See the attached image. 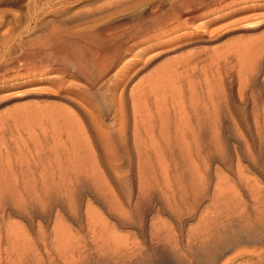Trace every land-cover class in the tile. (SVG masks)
<instances>
[{"label":"rangeland","instance_id":"obj_1","mask_svg":"<svg viewBox=\"0 0 264 264\" xmlns=\"http://www.w3.org/2000/svg\"><path fill=\"white\" fill-rule=\"evenodd\" d=\"M122 1L0 0V264H264V0ZM182 2L193 23L86 93L81 33ZM131 88L176 162L138 155Z\"/></svg>","mask_w":264,"mask_h":264},{"label":"bare ground","instance_id":"obj_2","mask_svg":"<svg viewBox=\"0 0 264 264\" xmlns=\"http://www.w3.org/2000/svg\"><path fill=\"white\" fill-rule=\"evenodd\" d=\"M134 1L135 0H127L125 2V0H124L122 2H123V4H125L127 6V4H129L130 2H134ZM187 2H189V1H187ZM117 3H120V2H117ZM185 4L186 3H183V2L179 3V4L178 3L173 4V5H171L169 10H163V9H158V10H154V11H151V10L149 11V9H148V11L143 10V11H140L141 13L139 12V14L137 16L133 17L132 19L129 18L131 20L126 21L125 23L123 22V24L120 26L119 25L118 26L115 25V27H111V26L107 27L106 26L107 28H102V29L99 28L98 30L96 28L97 31L94 29L91 31H85L81 34L78 32L77 36H78V34H80L79 37H81L83 42H84L83 50H82L81 56H80V61H78L77 59H74V58L72 59V56H71L72 60L69 59L68 65L70 66V69H72L76 74H78L79 76H81V78L84 79V82H85V88L84 89H85L86 93L89 95L96 96L100 100L103 101L105 99L106 93L110 90V81H111L110 75H112V73L115 74L116 71H118L123 66H125V63L128 60L127 58H129L128 54L132 50H134L135 48L138 49V47H140L144 43H147V42L149 43V42L155 41V40L157 41L158 38L161 37L165 33L167 35V33L168 34L172 33V31H174V30L181 29L183 26L185 27V25L193 23V21L197 17L195 15L196 10L194 8H192V9L189 8L190 9L189 12H186V13L184 12V14H180V15L178 14L180 7H184V10H187V9H185V7H186ZM107 10H112V9H102L101 8L100 10H98L97 14H103ZM136 12H138V11H136ZM182 12H183V10H182ZM130 16H132V15H130ZM182 16H183V18H181ZM51 37H52V35H51ZM52 39H54V38L52 37ZM62 42H64V41H62ZM152 44H154V43H152ZM145 49H146V47H145ZM145 49L140 48L139 50H140V52H142V50L145 51ZM148 49H149V47H148ZM62 57L59 55H56L53 57L54 59H51V60L47 59V61L49 60V61H51L50 63L54 62V63H57L56 65H59L60 59H62ZM63 61H62V63H63ZM66 64H67V62H66ZM62 66H64V63L62 64ZM128 96H129V99L131 102V109L133 111V117H134L133 129H132L131 134H132L134 147L137 150L138 155L139 156L145 155L147 148L149 147V144H150V145H155V150H156V154H157V155L155 154V156L156 157L158 156L157 158H159V157L163 158L164 156L167 155L166 157H171V159L173 157V160H175V162H176V160H178L177 158H179V152L180 151L182 152V150H183V149L181 150V148H184V150H185V149H188L190 147V145L187 141L188 139L186 140V138H185V140L187 142L185 140H182L180 138L181 132L179 133L180 134L179 135L180 137H179L176 130L170 129V127H169L170 124L167 120V122L165 121V123H164L165 128L163 130L159 129V132L157 134L156 139L159 138L160 140L159 141L153 140L154 137L150 135L151 132L147 127L148 125L146 126L144 119H142V117H141L140 98L136 94L135 88H131L129 90ZM123 101H124V99L121 98V104H120L121 106L124 105ZM197 119H198V117H197ZM191 123L189 125H191ZM185 124H187V123H185ZM199 126H201V125H199ZM114 129H115V127L112 128V130L111 129L110 130L115 132L116 129L115 130ZM119 129L117 128V130H119ZM179 130H177V131H179ZM202 132H203V129H202ZM111 134H114V133L112 132ZM118 134L119 133L116 132L115 136L112 139L116 140ZM196 134L197 133H195V135ZM200 134L201 133H199V136H200ZM195 135L194 136L192 135V136L195 137ZM109 138H110V135H109ZM147 138L149 140H148V142L147 141L145 142V140H147ZM188 138H189V135H188ZM193 142L195 143V141H193ZM204 144H205V142H204ZM113 145H114V143L107 144V148H108V146H109V148H111V147H113ZM197 146H198V144L196 145V147ZM208 146H209V144H208ZM196 147H195V149H196ZM185 152L188 153L189 150L184 151V153ZM187 153H185V155H187ZM180 155H182V154H180ZM190 157H189V160H190ZM144 159H145V157H144ZM189 160H188V162H189ZM144 163H142L143 166H144ZM177 163H179V161ZM163 164H165V162ZM140 167H142V165ZM173 167L175 168V166H173Z\"/></svg>","mask_w":264,"mask_h":264},{"label":"crops","instance_id":"obj_3","mask_svg":"<svg viewBox=\"0 0 264 264\" xmlns=\"http://www.w3.org/2000/svg\"><path fill=\"white\" fill-rule=\"evenodd\" d=\"M251 170H264L262 167L251 168Z\"/></svg>","mask_w":264,"mask_h":264}]
</instances>
